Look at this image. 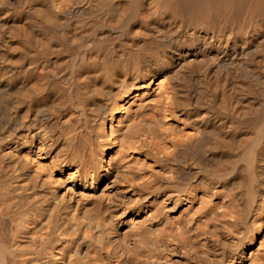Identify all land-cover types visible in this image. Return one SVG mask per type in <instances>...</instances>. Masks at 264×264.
<instances>
[{
    "label": "bare ground",
    "instance_id": "6f19581e",
    "mask_svg": "<svg viewBox=\"0 0 264 264\" xmlns=\"http://www.w3.org/2000/svg\"><path fill=\"white\" fill-rule=\"evenodd\" d=\"M0 264H264V0H0Z\"/></svg>",
    "mask_w": 264,
    "mask_h": 264
}]
</instances>
